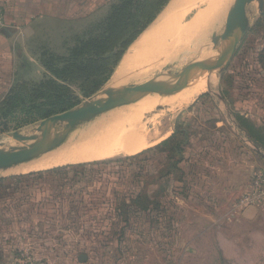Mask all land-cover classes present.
Masks as SVG:
<instances>
[{"label":"rangeland","instance_id":"obj_1","mask_svg":"<svg viewBox=\"0 0 264 264\" xmlns=\"http://www.w3.org/2000/svg\"><path fill=\"white\" fill-rule=\"evenodd\" d=\"M79 1L72 0L73 4L69 7L73 17L71 21L41 17L18 31L20 38L15 48L20 61H17L16 70L10 72L9 78L0 81V111L7 107L4 102L13 92L30 90L34 85L55 79L44 65L48 54L62 57L58 65L61 70L63 58L69 55L68 48L74 45L77 36L105 16L109 5L117 0H88L82 12L89 13L82 17L74 5ZM169 4L130 46L116 71L122 67L130 51L160 25ZM193 4L192 1L186 3V8L179 15L183 19L182 25L190 23L197 14L208 8V5L194 7ZM247 10L250 29L241 40L234 38L238 30L235 27L231 40L228 43L220 40L214 48L215 38L223 37L226 33V22L221 32H211L200 41L199 48L191 49L193 54L188 55L187 61L178 63L175 55L171 58L168 56L171 62L162 63L151 74L131 80L121 87L149 88L160 74H177L197 67L203 51H206L204 61L211 53L223 56L220 51L227 47L225 63L217 68L218 72L213 74L203 90L190 93L188 101L172 110L161 111L157 108L155 111V107L150 106L152 108L144 107L145 111L142 107L146 117L161 114L160 119L151 123L148 133L154 137L159 133L163 138L151 147L170 138L178 129L180 139L187 142L183 154L169 160L171 155L168 153L154 152L146 160L123 165L80 168L73 172L25 179L15 177L20 175L0 176V264H22L25 254L47 264L191 263L199 257H223L225 248H218L216 244L231 241L252 244L253 256L257 257L256 252H261L260 262L264 264V209L238 206L240 198L251 190L255 175L264 171V15L257 1L252 2ZM174 49L178 50L176 47ZM66 80H61V84L68 86L74 97L67 111L98 101L109 90L115 89L109 86L111 79L95 91L84 89V83L75 75H69ZM176 89L179 86L166 94ZM40 93L43 95L36 93L32 96L36 98L35 103L41 104L37 106L38 113L49 112L47 117L22 124L16 118L24 117L23 106H18L13 114L6 117L0 113V154H7L31 142L11 144V141L21 142L14 139V133L36 136L46 119L64 113L60 111L54 92L42 86ZM156 97L166 96L155 94L145 99ZM142 102L132 101L110 107L89 121L83 119L72 124L68 130L83 129L117 115L125 114V119L130 118L129 112L135 114L134 108ZM136 119L132 122L137 123L138 128L142 127L144 124ZM49 136L54 138V135ZM257 141L261 150L252 144H257ZM103 146L95 144L92 149L98 151ZM177 160L182 162L178 170L175 167ZM92 162L95 161L86 163ZM162 185L164 190L161 189ZM137 192H149L156 202L140 204H149L148 207L151 206L153 210L151 217L147 218L148 224H145L141 214L133 212L128 214L130 224L119 217L125 209L124 200L129 210L132 196ZM229 199H237L236 206L240 212L252 208L263 212V218L260 216L259 221L261 226L241 228L236 224L239 228H230L226 223ZM215 200L223 202L217 204ZM209 202L215 207H211ZM151 218L154 221L149 224ZM251 219L255 217L251 216ZM227 251L235 259L241 256L240 248ZM80 256H86V262H81Z\"/></svg>","mask_w":264,"mask_h":264},{"label":"bare ground","instance_id":"obj_2","mask_svg":"<svg viewBox=\"0 0 264 264\" xmlns=\"http://www.w3.org/2000/svg\"><path fill=\"white\" fill-rule=\"evenodd\" d=\"M189 1L194 3L192 5L194 7L208 5V8L197 14L190 23L182 25L181 21L183 19L181 20L179 15H181L182 11L186 8V3ZM232 2L233 0H173L169 4L160 25L155 28L154 31L146 37L142 43H140V45L134 47L130 51L122 67L112 76L109 86L113 88H121L125 86V84L131 82V80L141 79L142 77L151 74L155 71L156 66L161 65L162 63L171 62L170 59H168V56L171 58L175 55L174 59L177 58L178 63L179 61L181 63L187 61L188 55H191L192 50L201 45V40L205 38V36L208 34L211 35V32H215L224 27L227 22L226 19L229 15ZM235 2L236 0H234L231 9ZM183 37L184 40H182ZM179 38H181V40H178ZM186 46L189 49H187ZM174 47L178 48V50L174 49ZM152 48L155 49L150 51ZM205 56L206 51H203L199 56V65L193 69H197L202 65ZM223 63H225V61L219 59L216 66L208 74L195 80H163L160 91L157 94H162L166 97L142 100L144 102L134 108L136 109V113L138 111V114L129 112V114H131L130 118L125 119L123 117L125 114L117 115L111 119H102L83 129L78 128V130H67L64 134L65 138L64 136L62 138V140H64L59 142L55 151L51 150L44 156L35 157L28 162L17 164L11 168L5 167L0 169V176L23 175L31 172L49 170L68 164H79L109 159L118 155H133L151 147V145L156 143L157 140L163 138L162 134L158 133L156 134V137H154L148 133L151 123L160 119L161 114L146 117L144 116L146 114L143 113V110L145 109L144 107L154 106L156 108H153L155 111L157 108L161 111L177 108L180 104L190 99V93L203 90L213 74L218 72L217 68ZM177 86H179V89L166 94L170 89ZM142 107L144 109H142ZM134 115L139 119V122H142V125L144 124L142 127L138 128L135 125L137 123L132 122L133 119H136V117L132 118ZM50 127L51 129L49 130ZM50 127L47 128L42 135V143L49 142L53 139L49 134L54 135V137L57 136L59 134L58 132L64 128V124L57 122L53 123ZM93 134L96 135L93 136ZM106 134L110 135L107 136ZM12 143L21 144L22 142L11 141V144ZM32 143L33 142H30L27 145ZM95 144H104V146L97 151L92 149Z\"/></svg>","mask_w":264,"mask_h":264},{"label":"trees","instance_id":"obj_3","mask_svg":"<svg viewBox=\"0 0 264 264\" xmlns=\"http://www.w3.org/2000/svg\"><path fill=\"white\" fill-rule=\"evenodd\" d=\"M171 0H117L109 5V9L105 16H103L97 22L90 24L85 29L83 34L78 35L74 45L68 48L69 55L64 57L61 70L58 65L62 61V57L57 54H48L49 58L44 61V65L47 71L55 78L42 84L34 85L30 90H23V92H13L7 100H5L4 110L0 113L6 117L13 114L14 110L18 106H23L24 117L16 118L18 122L22 124L35 121L39 117H47L49 112L45 114L38 113L37 107L40 102L35 103L36 98L32 95L42 96L40 93L41 87L44 86L54 92L53 96L55 100L59 102L61 112H65L71 107L72 99L74 98L72 92L66 85H62V81L67 82L68 76H74L76 79H80L84 83L83 88L90 91H95L105 86L113 76L117 66L120 65L125 53L130 46L134 44L137 39L146 32L149 27L157 20L159 15L167 7ZM62 80V81H61ZM86 91V95H88ZM179 130L173 133V135L161 142L155 147L149 148L137 155L127 158H117L107 161H95L92 163H83L77 165L60 166L59 168L30 173L26 175L15 176L17 178H31L40 175L56 174L59 172H73L77 169H84L90 167H97L103 165H118L131 163L137 160H146L147 157L154 152H160L162 154L168 153L171 155L169 160H173L175 156L183 154L187 142L181 140ZM252 137V136H251ZM182 162H175L176 169H180ZM163 189V185L161 186ZM132 204L127 210L126 201L124 200V212L123 215L119 214V217L124 223L130 224V216L128 214L133 212L134 214H141L144 217L145 224H148L147 218L151 217L153 212L150 209L149 204L156 203L150 196L149 192H137L135 196H132ZM148 203L147 206H141V203ZM135 204V205H134ZM161 204V203H160ZM156 206V204H155ZM154 206V207H155ZM149 221L152 224L153 218Z\"/></svg>","mask_w":264,"mask_h":264},{"label":"water","instance_id":"obj_4","mask_svg":"<svg viewBox=\"0 0 264 264\" xmlns=\"http://www.w3.org/2000/svg\"><path fill=\"white\" fill-rule=\"evenodd\" d=\"M254 1L259 3V9L262 12L264 0H236L227 17L226 33L223 35V37L215 38L214 48L220 40H226V43H228L232 38L235 27L238 29L234 35L236 40H241L248 33L250 29V20L248 17L247 8ZM227 51V47L225 49L223 47V49L220 51V55H223L221 57H218V55L216 56L213 53L209 54L206 60H204L202 65L197 69L189 68V70L177 74H160L154 78L153 85L149 88L111 89L106 93L105 97L98 101L46 119L42 124L40 133L36 136L28 137L20 133H14L13 137L15 140L21 142L31 141L33 143L16 150H11L7 154H0V169L5 167L11 168L17 164L28 162L35 157L46 155L59 144L72 123H78L83 119L89 121L100 113L107 111L110 107L127 104L132 101H142L147 97L157 94L160 91L162 81L165 78L171 81H182L188 79H197L208 74L216 66L219 59L225 61V58L228 55ZM57 122L63 123L64 128L49 142L42 143V135L46 129L49 128L53 123ZM86 260V256H80L81 262H86Z\"/></svg>","mask_w":264,"mask_h":264},{"label":"crops","instance_id":"obj_5","mask_svg":"<svg viewBox=\"0 0 264 264\" xmlns=\"http://www.w3.org/2000/svg\"><path fill=\"white\" fill-rule=\"evenodd\" d=\"M87 1L88 0H80L74 4L76 5V9L78 11L80 10V17L88 15L89 13L82 12L88 5ZM72 4V0H0V8L3 10L6 24L5 27L0 28V81L9 78L8 76L10 75V72L16 70L17 61H20V56L16 54L15 48L16 43L20 38V32L18 31L22 30V28L28 27L34 20L41 17L55 18L59 21L61 20L65 22L71 21L73 17L69 7ZM261 13L264 15V7ZM262 122H264V117ZM252 144L255 148L261 147L258 141L257 144L255 142ZM215 201L217 204L223 202L222 200ZM236 201L237 199L233 201L230 199L227 200V206L230 204V209L228 210L227 215L228 221H226L227 225L230 228H239L236 224L241 225V228H259V226H261L259 225V221L263 216V212L254 208L240 212L236 206ZM209 205L213 208L215 207V205H212L210 202ZM219 210L220 209H216L215 211ZM251 216L255 217V219H251ZM252 246V244L244 245L233 241L224 242V244L217 243L216 247L225 248V251H223V257H199L191 263L181 262L180 264H263L260 262V257H262L261 252L257 251V257L253 256L254 252L253 249H251ZM196 247L197 246H195V248ZM233 248L241 249V256L237 259L233 258L231 253L227 251L228 249ZM249 250H251V252H248ZM255 260L256 262H254Z\"/></svg>","mask_w":264,"mask_h":264},{"label":"built area","instance_id":"obj_6","mask_svg":"<svg viewBox=\"0 0 264 264\" xmlns=\"http://www.w3.org/2000/svg\"><path fill=\"white\" fill-rule=\"evenodd\" d=\"M5 16L0 8V28L5 27ZM238 206L241 207H259L264 209V171H260L254 177L251 190L240 198ZM22 264H47L44 261L37 260L30 254L23 256Z\"/></svg>","mask_w":264,"mask_h":264}]
</instances>
